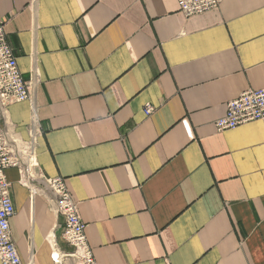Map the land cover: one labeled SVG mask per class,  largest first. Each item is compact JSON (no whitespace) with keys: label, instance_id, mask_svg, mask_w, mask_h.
Returning <instances> with one entry per match:
<instances>
[{"label":"crops","instance_id":"crops-1","mask_svg":"<svg viewBox=\"0 0 264 264\" xmlns=\"http://www.w3.org/2000/svg\"><path fill=\"white\" fill-rule=\"evenodd\" d=\"M0 19L35 104L4 110L6 136L64 180L97 264H264V119L214 126L264 88V0H0ZM6 176L22 264H56L55 195Z\"/></svg>","mask_w":264,"mask_h":264},{"label":"built area","instance_id":"built-area-1","mask_svg":"<svg viewBox=\"0 0 264 264\" xmlns=\"http://www.w3.org/2000/svg\"><path fill=\"white\" fill-rule=\"evenodd\" d=\"M220 0H176L178 11L186 18L199 15L218 7ZM27 101L34 115L35 104L30 85L25 80L17 65L16 57L10 47L4 22L0 19V264H22L10 230V219L15 208L10 195L11 184L7 180L6 170L17 168L21 173V183L29 186L35 178H40L42 185L55 195L54 211L64 219L62 239L70 247L62 252L56 249V242L51 240L52 261L56 264L72 259L73 264H97L93 249L87 241L85 223L79 215L78 202L75 201L61 177L46 178L36 175L37 167L32 142L19 143L9 140L4 128V110L15 103ZM154 108H144L146 116ZM264 119V88L247 89L236 99L226 103V112L215 119L216 131L233 130L241 125Z\"/></svg>","mask_w":264,"mask_h":264}]
</instances>
